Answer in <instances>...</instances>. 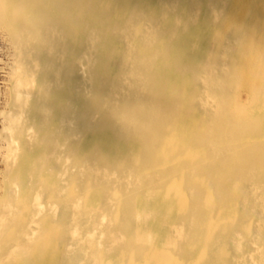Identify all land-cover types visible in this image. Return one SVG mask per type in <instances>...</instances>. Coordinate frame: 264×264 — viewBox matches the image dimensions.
<instances>
[{
  "label": "bare ground",
  "instance_id": "6f19581e",
  "mask_svg": "<svg viewBox=\"0 0 264 264\" xmlns=\"http://www.w3.org/2000/svg\"><path fill=\"white\" fill-rule=\"evenodd\" d=\"M0 23V264H264V0H0Z\"/></svg>",
  "mask_w": 264,
  "mask_h": 264
},
{
  "label": "rangeland",
  "instance_id": "374dc122",
  "mask_svg": "<svg viewBox=\"0 0 264 264\" xmlns=\"http://www.w3.org/2000/svg\"><path fill=\"white\" fill-rule=\"evenodd\" d=\"M12 38L0 23V181L13 164L9 156L10 120L16 113L15 81L17 58Z\"/></svg>",
  "mask_w": 264,
  "mask_h": 264
}]
</instances>
